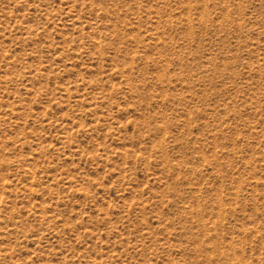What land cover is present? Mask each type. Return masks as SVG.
I'll return each instance as SVG.
<instances>
[{
    "label": "rangeland",
    "instance_id": "rangeland-1",
    "mask_svg": "<svg viewBox=\"0 0 264 264\" xmlns=\"http://www.w3.org/2000/svg\"><path fill=\"white\" fill-rule=\"evenodd\" d=\"M0 264H264V0H0Z\"/></svg>",
    "mask_w": 264,
    "mask_h": 264
}]
</instances>
